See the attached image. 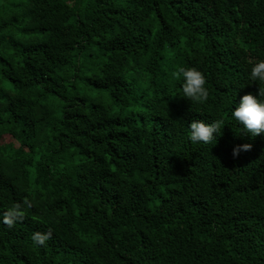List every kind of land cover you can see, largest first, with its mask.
Listing matches in <instances>:
<instances>
[{"label":"trees","instance_id":"16d2710c","mask_svg":"<svg viewBox=\"0 0 264 264\" xmlns=\"http://www.w3.org/2000/svg\"><path fill=\"white\" fill-rule=\"evenodd\" d=\"M260 60L264 0H0V264H264Z\"/></svg>","mask_w":264,"mask_h":264},{"label":"clouds","instance_id":"9594fccd","mask_svg":"<svg viewBox=\"0 0 264 264\" xmlns=\"http://www.w3.org/2000/svg\"><path fill=\"white\" fill-rule=\"evenodd\" d=\"M250 78L253 81L264 83V60H260L251 66ZM173 76L176 79L182 78L183 97L190 101L204 102L208 98L205 75L195 67L179 66ZM231 117L242 126L245 135L255 137L264 133V91L257 94L248 93L242 96L237 106L231 111ZM222 121L216 119L210 123L203 120H192L188 124L189 139L193 143L203 142L205 144L217 140L221 132ZM252 145L245 143L233 147V157L239 155L241 151L251 150ZM20 213L17 208L9 211L4 217L7 224L11 225L16 216ZM48 239L47 235L36 233L33 240L37 244H44Z\"/></svg>","mask_w":264,"mask_h":264}]
</instances>
